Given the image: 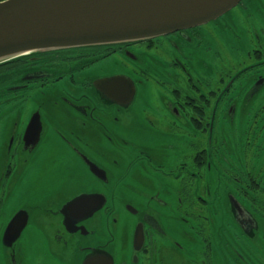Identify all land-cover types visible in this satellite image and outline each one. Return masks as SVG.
<instances>
[{
	"label": "flooded vegetation",
	"instance_id": "af4514ba",
	"mask_svg": "<svg viewBox=\"0 0 264 264\" xmlns=\"http://www.w3.org/2000/svg\"><path fill=\"white\" fill-rule=\"evenodd\" d=\"M95 254L264 264V0L0 64V264Z\"/></svg>",
	"mask_w": 264,
	"mask_h": 264
},
{
	"label": "water",
	"instance_id": "95a60500",
	"mask_svg": "<svg viewBox=\"0 0 264 264\" xmlns=\"http://www.w3.org/2000/svg\"><path fill=\"white\" fill-rule=\"evenodd\" d=\"M241 0H3L0 1V64L38 53L140 41L212 21ZM107 95V93H105ZM92 195L72 199L61 209L68 226L74 205ZM99 207L89 208L91 214ZM86 209L79 215L84 218ZM13 217L15 238L25 227ZM81 264H114L95 254Z\"/></svg>",
	"mask_w": 264,
	"mask_h": 264
}]
</instances>
